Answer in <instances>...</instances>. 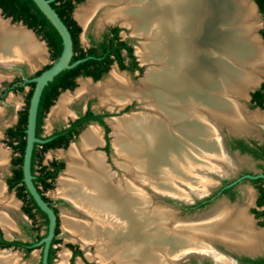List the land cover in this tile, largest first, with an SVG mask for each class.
Instances as JSON below:
<instances>
[{
  "label": "bare ground",
  "instance_id": "bare-ground-1",
  "mask_svg": "<svg viewBox=\"0 0 264 264\" xmlns=\"http://www.w3.org/2000/svg\"><path fill=\"white\" fill-rule=\"evenodd\" d=\"M138 3L87 0L75 11V16L86 25L100 11L97 24L120 21L137 33L151 31L156 42L152 45L141 42L136 52L142 62L155 57L160 66L148 69L136 87L115 70L97 84L81 81L73 94H62L52 110V115H66L74 97L91 92L100 94L105 102L122 105L135 99L149 107L147 113L125 115L111 124L115 150L125 158L120 166L115 165L118 171L126 170L130 179L113 180L114 173L108 170L102 155L88 152L87 147L99 139L96 127L87 128L80 143L72 144L64 153L66 173L71 178L60 179L59 191L90 216L86 222L64 218L65 229L82 243L96 242L98 259L106 264L111 261L168 264L159 249L173 255L193 245L189 235L180 234L176 227L172 232L164 226L162 213H149L142 207L147 199L137 196L136 185L153 182L159 176L179 175L181 166H197L193 153L190 157L193 161L184 160L189 153L187 141L196 145L198 138L209 134L201 112L215 123L224 119L231 120L230 123L238 121L241 106L230 95L243 94L264 70V45L255 34L259 19L250 0H218L219 19L212 23L211 30L206 29L203 0H140ZM43 56L42 43L29 30L0 16V66ZM252 118H257V114ZM209 137L203 141V149L208 151L214 147ZM1 189L0 185V200ZM5 203L1 206L6 211L15 206L12 200ZM169 219H165L167 224ZM1 222L8 233L10 219L2 217ZM184 230L187 231L185 227ZM0 264H15V255L0 253Z\"/></svg>",
  "mask_w": 264,
  "mask_h": 264
},
{
  "label": "flooded vegetation",
  "instance_id": "flooded-vegetation-1",
  "mask_svg": "<svg viewBox=\"0 0 264 264\" xmlns=\"http://www.w3.org/2000/svg\"><path fill=\"white\" fill-rule=\"evenodd\" d=\"M258 13L261 14L263 18L259 17ZM258 13H256V15L258 16L260 22L255 28V33L260 42L264 45V38L260 33V30L264 28V13L260 12L259 9ZM69 16L75 22V24L70 25L72 29L69 30L68 28V30L71 37L72 35L74 36V40L72 39L73 47L74 49H77L76 54L78 55L77 59L70 63L76 62L73 66L75 67L80 63L86 62L88 59H91L92 62L84 63L78 66L73 72L68 74L67 78L56 79L54 84L51 86L50 94H46V100L43 101L42 106L39 108L42 113H39L38 109L40 102L39 99L36 112L35 137L40 139L41 142L35 143L42 144L53 141L54 144H63L65 141L68 142L65 147L56 145L42 152L40 151L39 153L42 156L48 150H58L66 147L68 150L72 144H79L81 135L87 128L91 126L96 127L98 129L99 139L96 144L87 147L88 152L100 153L103 155L102 157H104L103 159L108 170L110 172H116L117 166L115 165V162L117 160L112 161L110 159V150L113 149L115 151L114 154L122 158V161H117L119 166L121 162H125V158L116 152L112 143L114 134L111 124L115 123L117 119L121 117H117V108L121 105L119 102H110V100L105 102V100L103 101L101 99L100 94L91 92L84 94L81 97H74L68 104L69 112L66 115H52V110L59 97L65 93L73 94L80 86L81 81L87 80L91 84H97L104 81L102 79H104L106 75L109 77L112 70L124 75L132 83L131 77L143 70L141 67L142 64L139 62L141 59L137 52L134 51L133 45L130 41L123 39L120 36V30L116 33L118 38L114 41L113 45L110 46V38L114 34L112 28H119L118 26L108 27L102 32L100 38L98 39H96L92 34H88V45L86 47H82L79 36L82 31L81 28L85 26L78 21L75 16V12L73 14L72 11ZM115 22L120 23V21ZM102 23H99L98 26ZM74 27H78L79 31L77 32ZM257 31H259V33ZM36 35L44 41V44L41 42L44 47V56L41 59L36 58L25 62H30L29 64L32 66L33 62L36 60H44L46 47L47 50L49 49L51 61L44 66L49 65L50 67L58 59H53L52 57V49L50 47L51 34L47 33L45 30L42 34L36 33ZM259 37H261L262 41ZM122 43H124V45H122ZM136 56L139 57V60ZM120 64L125 67L121 68ZM44 66L40 69L41 72L48 68L43 69ZM35 73L30 75L27 74L25 70L21 69L20 75L15 76L12 80H8L9 82L4 83L3 86H1L3 84L2 79H10L11 77H9V74H0L3 76L0 79V101L5 99L9 92L22 90L24 86L29 87L25 95V106L23 110L19 111L15 116L6 121L8 125L4 127L3 133L5 137L4 139L8 145L9 141L14 137L13 132L8 131V129H12L14 131L19 124L22 112L26 110L28 113L29 102L27 106V99L29 91L34 89V86L32 87L30 83L34 81H25V78L31 79L34 76H37ZM258 75L257 80L253 82L251 86L243 90V94L234 93L230 95L232 100L235 101V104L241 106L242 112L237 117L239 118L238 121L230 123L229 121L231 120L224 119L218 120L215 123L212 119V121H210L209 116H207L204 112H201V120L208 126L207 130H209L208 133L211 134V137L208 136L209 134L204 133V137L198 138V144L196 143V145H192L187 141L186 147L188 148V151L186 152H189L187 153L189 156L186 155V159L184 160L185 162H187V160L191 161L192 159L190 157L193 153L195 160L192 161L198 164L197 166H181L180 169L182 172L179 175L174 174L170 177L159 176V179L156 177V180L147 183L148 185L143 182H139L137 184V196L147 199V201L143 203L142 207H145L149 213H162L165 219L170 218L167 220L168 224L164 219V226L166 228L170 227L172 232H175V230H177L180 234L182 232V235H189L192 239L193 245L188 248L186 247L187 249H180L173 255L163 250V248L158 250L160 253L162 252V254H165L166 260L170 262L168 264H176V261L190 253L195 255H190L189 259H196V261H193L190 264H264V100L260 106L258 105V101L261 94L253 97V93L260 89L264 83V70L258 73ZM95 77L98 79H94ZM17 78L20 80L16 81ZM53 79L48 81V83L53 81ZM69 83H74V86L63 88L64 84L67 85ZM133 86L135 85L133 84ZM17 87H21V89H18ZM31 95L29 97V101ZM90 95H94V98L100 104L99 107L95 109L92 108L93 100H88ZM240 100L247 101V104H242ZM49 101H52L50 105L48 103ZM128 107L129 105L127 103L120 110L126 111ZM254 109H257V111H252ZM49 111V118L52 119L59 117L66 120L65 122L59 123L58 126H55L51 132L43 134V119ZM89 112L91 115L88 114ZM242 113L244 114L242 115ZM39 114L41 116V124L37 127ZM254 114H257V118H252V115ZM93 116L97 117L93 119ZM208 119L209 122L207 123L206 120ZM240 124L243 126L240 127ZM224 128L226 129V134L223 132ZM208 137L214 145L213 149L209 151L203 149L204 142L208 141ZM76 140L78 141L77 143H72ZM14 143H16V141H14ZM70 143L72 144L69 146ZM199 145L201 146L200 148ZM9 147L15 154L13 156L14 158L18 153L14 151L10 145ZM249 159L252 160L255 168L249 167ZM53 161L59 162L61 160H51L49 164H42L41 159L40 163L47 166L46 170H52L50 164ZM63 169L65 170L64 163L61 170ZM61 170L58 171L53 179H47V181L51 182V187L43 188L42 186H39L40 190H38V187L35 186L41 197L47 198H43V200L46 201L47 205L52 208L56 215L54 233L48 247L46 264H54L53 262L56 257V249L61 241V217L59 215L57 205L62 202H66V196L64 197V194H62V197L51 199L45 194V192L52 188L53 181L57 179ZM31 174L33 175L32 180H34L35 175L32 172ZM125 174H128L126 170ZM10 175L11 168L9 175L5 177V184L9 190H14L13 200L17 204L16 207H21L24 214L23 218L26 219V221L23 220L19 224V230L26 236L27 240L17 238L19 235L18 227L13 219L10 220L9 232L7 233L4 230L1 219L2 217H6V215L4 212H0V253H11L14 252V250H21L25 255H28L34 250L39 249V264H42L44 242L40 241L47 235L48 217L38 207L33 198V201H31L28 196L22 197L19 194L20 190L18 186L9 188L6 178ZM117 175L120 176L121 172H118ZM125 178L127 177H119L118 180L120 179L124 181ZM59 179L60 178L57 180L59 181ZM114 179H117L115 175H113V180ZM1 186L4 185L1 184ZM146 193L149 197H146ZM152 197L153 205H150ZM160 199L169 200L172 202V206L159 203ZM40 227H43V230H41ZM175 227L176 229L174 230L173 228ZM184 227L187 230L186 232ZM64 234L68 236L70 241L65 243L68 248L62 252V255L61 253L59 255L61 258L59 264H75L77 256L81 255L79 245L84 246L87 243H82L78 239H73L69 231H65ZM13 235L16 237L14 238ZM2 240H18L22 242L24 246H5L2 243ZM73 241L77 243L74 244ZM25 249H28V251ZM13 255L15 254L13 253ZM110 263L115 264L114 261H111Z\"/></svg>",
  "mask_w": 264,
  "mask_h": 264
},
{
  "label": "rangeland",
  "instance_id": "rangeland-1",
  "mask_svg": "<svg viewBox=\"0 0 264 264\" xmlns=\"http://www.w3.org/2000/svg\"><path fill=\"white\" fill-rule=\"evenodd\" d=\"M85 3H86V1H84L82 4L76 6L74 9V12L81 5H83ZM98 13L100 14V11L96 12V14L92 18L89 19V21L87 22L88 24L86 23V25H83L78 20L83 26H85V27L81 28L82 31H81L80 36H79L81 46L86 47L88 45V38H87L88 34H92L96 39H98V38H100V35L102 34V32L105 31L108 27L118 26L120 28V32H119L120 36L123 39L129 40L130 43L133 45L134 51L136 52L137 47H140V44H142L141 42H143V40L139 39L138 37H134V34L132 33V31L129 27H124L123 25H121L120 23H117V22H107L106 21L105 23H102L100 26H98L97 21H96L98 19V15H99ZM255 15H256V12H255ZM258 15H259V17L263 18L261 14L258 13ZM0 16H1V13H0ZM14 24H16V23H14ZM16 25H18V24H16ZM257 32L259 33V31H257ZM35 38L44 44V41L41 38H39L38 36ZM45 49H46V54H45L44 60H36L35 62H33L32 66L29 63H28L29 66H27L26 65L27 62H25V63L22 62V64H17L15 69H7L4 67L0 68V74L12 75V77L10 79H2L3 84L1 86H3L4 83L9 82L8 80H12L15 76L20 75L21 69L25 70L27 72V74L31 75V74L35 73L36 71L40 70L45 64L50 63L51 57H50L49 49L47 50L46 47H45ZM136 57L139 60V57L138 56H136ZM139 62L141 64V61H139ZM17 63H20V62H17ZM146 66H147L146 64H142L141 67L143 70L140 73H137L135 76L131 77L132 83L135 85V87L140 85L139 80H140V78L143 77L144 69L146 68ZM107 77H108V75H106L104 77V79H102V80H105ZM28 89H29L28 86H24L22 90H18L16 92H9L6 95L5 99L0 101V152H1V157H0V185L3 182H5V177L9 175L10 168H11V159L15 155L13 153L12 149L9 147V145L6 143V141L4 139L5 137H4L3 130H4V127L8 125L6 123V121L9 120L10 118H12L13 116H15L16 113H18L19 111L23 110V108L25 106V95H26ZM90 99L93 100V102H92V108L93 109L100 106L98 101H96V99L94 98V95H90L88 97V100L90 101ZM240 102L242 104H245V105L247 104V101H245V100H240ZM74 104H78V103H74ZM128 105H129V107L126 111H124V110L117 111V115H118L117 117H120L123 115H126V117H127V116L134 115L136 113H143V112L147 113V112H149V107L140 104L138 101L133 100V101L129 102ZM252 111H257V109H254ZM49 113H50V111L45 115V117L43 119V126H42V133L43 134H47V133L51 132L55 126H58L59 123L65 122V120H66V119L59 118V117L51 119V118H49ZM127 114H129V115H127ZM3 124H6V125H3ZM223 132L226 134L225 128L223 129ZM77 142L78 141L76 140L72 143H77ZM72 143H70L69 146ZM112 143H113V140H112ZM66 150H67V147L66 148H60L58 150L46 151L42 156V164H49L51 160L57 159V160L63 161V163L67 165V159L64 156V153L66 152ZM114 152L115 151L113 149L110 150V153H109L110 159L112 161H114V160L122 161V158H120V156L118 157L116 154H114ZM117 161L115 162V164H118ZM124 161H125V159H124ZM248 165L251 168H255L252 160H250V159L248 160ZM117 171H118V169H117ZM113 172L115 173L114 175L117 178L127 177L128 179H130L128 176L129 174H127V175L125 174V170L118 171V172L122 173L120 176L117 175L118 172L117 173L115 171H113ZM62 177L67 178V179L71 178V176H68L66 173V167H65V170L63 169L60 171L59 175L57 176V179L58 178L62 179ZM57 179H55L53 181L52 188L48 189L45 192V194L51 199H56L58 197L63 196L59 191L60 179H59V181ZM1 187H2V189H1L2 196H3L2 199L3 200L5 199L6 201L12 200L15 203V201L13 200L14 199V190H9L6 186H5V188H4V186H1ZM146 197H149V195L147 194ZM2 199L0 200V212H4L6 217H8L10 220L13 219L14 222L16 223V226L18 227V232H19V235L17 236V238L27 240L26 236L24 234H22L19 230V224L23 220L26 221V219L23 218L24 214L21 210V207L19 205H18L19 207H16L17 204L15 203V206H14L15 208L13 207L11 209V211H6V210H4V207L2 208L3 205L1 206V204L5 203V200L2 201ZM152 199H153V197L151 198V204L150 205H153ZM159 203H161L163 205L172 206V202H170L169 200H166V199H164V200L160 199ZM57 206H58L59 215L61 217L62 227L60 228L61 241H60V244L57 246V249H56V257H55V260L53 262L54 264L60 263L61 258L59 255H60V253L62 255L63 254L62 252L68 248L65 243L70 241L68 236L64 234V232L67 230L65 229V226H64L65 224L63 223V219L73 217L74 219L86 222L87 219L89 220V218H90V216H86L85 213L81 214L78 211L72 209L70 207V205L67 204L66 202H62V203L58 204ZM40 229L43 230V227H40ZM13 237L15 238L16 236L13 235ZM73 243L76 244L77 242L73 241ZM97 243H99V241H97ZM84 246L79 245L81 255L77 256L75 264H106V262H103L100 259H98L96 242H91V243H88ZM39 251H40L39 249H36L28 255H25L21 250H14V252H11V253L15 254V258H16L15 264H39ZM193 261H196V259H189L186 262L181 263V264H190Z\"/></svg>",
  "mask_w": 264,
  "mask_h": 264
},
{
  "label": "trees",
  "instance_id": "trees-1",
  "mask_svg": "<svg viewBox=\"0 0 264 264\" xmlns=\"http://www.w3.org/2000/svg\"><path fill=\"white\" fill-rule=\"evenodd\" d=\"M84 0H50V5L53 7V9L56 11V13L59 15V17L62 19V21L65 23L67 28L71 30L70 27L71 24H75L74 20H72L69 16V14L73 11L76 4L83 2ZM258 6V9L260 12L264 13V0H254ZM0 9L2 10V13L6 17H11L13 22L22 21L23 24H25L28 28H32L37 34H42L43 31L46 30L47 33H50V47L52 49V57L53 59H57L62 51V42L61 37L59 36L56 29L52 26V24L49 22V20L46 18V16L39 10V8L36 6V4L33 2V0H0ZM77 32L79 31L78 27H74ZM120 29L117 27L112 28L113 36L110 38V46L113 45L114 41L118 38L117 32ZM260 33L262 37L264 38V28L260 30ZM72 39L74 40V36L72 35ZM124 45V43H122ZM74 49V47H73ZM77 49H74L73 56L70 60V62L77 59L78 55L76 54ZM92 62L91 59H88L86 62L80 63L75 67H72L70 69L62 70L59 74H57L53 81L49 82L43 89L42 95L40 97L39 107L42 106V103L44 100H46V94H50V89L52 84L56 81V79H63L67 78L68 74L70 72H73L78 66ZM49 67V65L44 66L43 69ZM121 68H124L122 64H120ZM41 73V70L37 71L35 75H38ZM94 79H98L95 77ZM20 79L17 78L16 81H19ZM31 86H34V82L30 83ZM69 85V86H67ZM67 85H63L64 87H73L74 83H69ZM18 89H21V87H17ZM31 89L29 91V96L27 99V106L29 102V97L32 93ZM261 94L260 99L258 101V105L261 106L262 101L264 100V83L262 84L261 88L256 90L253 93V97ZM52 101H49V105ZM39 113H42L41 109H39ZM88 114L91 115L89 112ZM97 116H93V119H95ZM26 119H27V111L24 110L22 112L21 119L19 121L18 126L13 131L12 129H8V131L13 132L14 137L9 141V145L13 148L14 151H16L18 154L11 160V175L6 178L7 184L9 188H12L14 186H18L20 190V195L22 197L28 196L31 201H33L31 195L28 193L26 186L22 180L23 173H22V162H23V154L25 150V126H26ZM41 124V116L39 114V118L37 119V127ZM12 130V131H11ZM68 130V129H67ZM16 141V143H14ZM67 141H65L63 144H54L53 141H49L46 143L38 144L35 143L32 151L31 156V172L35 175L34 178V184L36 187H38V190H40L39 186H42L43 188H49L51 187V182L47 181L48 178L53 179L55 175L58 173L59 170L63 168V162L59 161H53L50 164V167H52V170H46L45 165H42L41 159L42 155L39 153L40 151H44L46 149L52 148L56 145L66 146ZM40 145V147H39ZM38 172V173H36ZM44 199H47L46 197H43ZM2 243L5 246H24V244L18 240L13 241H6L2 240ZM28 251V249H25Z\"/></svg>",
  "mask_w": 264,
  "mask_h": 264
},
{
  "label": "water",
  "instance_id": "water-1",
  "mask_svg": "<svg viewBox=\"0 0 264 264\" xmlns=\"http://www.w3.org/2000/svg\"><path fill=\"white\" fill-rule=\"evenodd\" d=\"M86 1V0H84ZM83 1V2H84ZM135 2H139L140 0H133ZM206 2V8H205V14L207 20L206 22V29H210L213 27L214 23L216 22L217 19H219L218 14L220 13V7L218 0H203ZM251 2L254 3L255 5V10L256 13H258L257 5L253 0H250ZM33 2L36 4V6L39 8V10L46 16V18L49 20V22L53 25V27L56 29L58 34L61 37L62 41V51L58 57V59L47 69L43 70L40 74L37 76H34L31 79L25 78V81H34V89L29 101V107H28V113H27V126L25 129L26 132V144H25V150H24V155H23V162H22V173H23V182L25 183V186L38 205V207L47 215L48 217V232L47 235L41 239L40 242H44V249H43V258H42V264H46V259H47V251L48 247L50 244V241L52 239L53 233H54V227L56 223V215L52 208H50L46 201L43 200L41 197L40 193L37 191L34 183H33V175L31 174V156H32V151L34 147L35 142H41L40 139L35 137V124H36V112H37V107H38V102L42 93V90L44 86L48 83V81L52 80L55 75L60 73L64 69H68L73 67L76 62L70 63L72 54H73V42H72V37L71 34L65 25V23L62 21V19L59 17V15L56 13V11L53 9V7L50 5V0H33ZM81 3H78L75 5L78 6ZM138 3V4H139ZM74 7V9H75ZM1 16L8 20L10 24H18L25 29L29 30L35 37L36 33L31 29L28 28L25 24H23L22 21L18 22H13L11 17H6L4 14H2V10L0 9ZM74 14V10H73ZM211 19V20H210ZM214 22V23H213ZM213 23V25H212ZM224 23V22H223ZM122 25V24H121ZM124 27H129L134 34V37H138L139 39H142L143 42H147L150 45L156 42L155 36L149 32L143 33L142 31L137 33L134 32L131 26H126L123 25ZM211 27V28H210ZM259 36V35H258ZM261 39V37H259ZM262 41V39H261ZM140 61V60H139ZM25 63V62H24ZM17 64H22L20 63H12L10 65H5V66H0V68L4 67L7 69H15ZM141 64H146V68L144 69L143 75H145L146 71L150 68H157L160 66V63L155 57H153L151 60H148L146 62H141ZM27 66L28 63H26ZM9 77H12L10 75ZM90 79V78H89ZM141 79V78H140ZM91 80V79H90ZM135 100V99H133ZM131 100V101H133ZM130 101V102H131ZM137 101V100H135ZM129 103V102H127ZM127 103L119 105L117 108V111L122 109ZM125 116V115H123ZM121 116V117H123ZM66 167V164H65ZM5 188V182L2 183ZM65 201L70 205V207L76 211H78L81 214H84L79 208L76 207L69 199L65 198ZM62 227V224L60 223V228ZM190 255L194 256L195 254H187L180 258L178 261H176V264H181L183 262H186Z\"/></svg>",
  "mask_w": 264,
  "mask_h": 264
}]
</instances>
